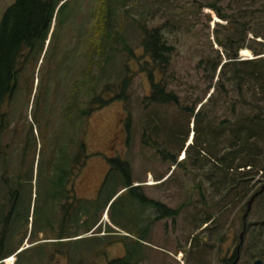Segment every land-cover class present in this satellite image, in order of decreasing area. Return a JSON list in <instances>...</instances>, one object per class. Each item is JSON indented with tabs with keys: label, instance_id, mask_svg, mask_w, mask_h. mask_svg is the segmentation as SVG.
Masks as SVG:
<instances>
[{
	"label": "rangeland",
	"instance_id": "obj_1",
	"mask_svg": "<svg viewBox=\"0 0 264 264\" xmlns=\"http://www.w3.org/2000/svg\"><path fill=\"white\" fill-rule=\"evenodd\" d=\"M141 1L139 0L140 3H137L135 0L136 3L134 2L133 6L128 3L126 8L118 10L117 14L118 23L121 26L120 32L135 55V59L128 56L127 60L129 66L127 72L130 78V85L126 91L128 97L125 100L111 102L89 118L87 131L83 138L88 159L84 166L77 170L76 176L74 174L73 194L76 201H82L83 207L87 204L91 208L90 200L96 198L110 171L108 159L120 158L130 166L133 186H141L147 198L165 204L175 214L166 215V219L154 222L150 226L149 214L152 213L150 208L144 207L142 210L136 199L131 198L124 189L111 199L106 209H104L105 205L98 206V214L101 217L99 231L88 234L93 239L81 241V243L87 244L89 252H93L99 247L95 248L90 242L100 240L104 242L108 239L110 244L105 247L104 245L100 246L103 249L99 253H83L81 254L82 259L81 256L76 257L73 260L74 263H72L73 261L69 263L64 254L54 253L52 257H42V260L38 256L31 257L36 259L37 264H81L80 261L83 264H107L112 259L125 256V246L130 245L138 257H143L140 264H224L226 259H230L235 254L236 250L239 251L236 264H253L256 260L253 258V254L258 251V247L254 244L250 247L248 241H245V245L241 246L239 236L244 227L243 207L249 197L263 185L264 178L258 174L247 188L238 187L237 195L229 193L226 196V191L216 192L209 182L207 184L204 179H201L202 173L209 172L206 167L202 168L201 172L195 168L191 169L190 171L193 173L190 175L191 178L187 179L186 174L181 175L179 169L182 168L181 166L173 167L169 159H161L160 153L166 152L167 148L164 146H167L169 151L174 153L176 162L183 160L184 150L192 145L188 143L193 141L191 137H193L194 118L187 129L189 135L184 140L180 134L184 129L186 130L185 121L178 119L176 134L172 125L176 116H183V110L172 105L153 106L147 100L151 93V85L147 74L141 71L145 59L142 58L141 36L138 26L132 23L138 20L148 30L162 29L168 46H172L171 64L163 75L158 71L154 80L164 82L167 79L170 82L168 90L178 96L184 107L187 106L190 109L193 107L192 102L202 97L209 84L211 61L206 66L207 72L203 71L202 66L208 61L207 59L216 56L215 51L220 56H223L224 53L223 49L216 44L215 39L217 36L221 38L226 33L220 26H228V21L219 18L216 11L207 5H213L226 15H230L236 10L239 11L237 15L244 10L251 11L250 18L256 21V24L253 22L252 26L254 29L264 32V9L262 7L264 0L253 1L252 6L249 1H241L242 3L239 4L240 0ZM95 4L96 0L72 1V6L79 7L76 11L78 15L72 13L74 16L63 28L61 38L65 39L63 40L64 44L58 45L55 54H61V51L69 48L71 42L77 40L78 34H84L83 31L90 24L87 21L88 12L94 8ZM141 12L144 13L139 16ZM243 17L247 19L246 16ZM244 18H242L243 21ZM247 38L254 39V35L249 32ZM255 40L261 39L256 38ZM120 45L118 44L114 62L112 61L113 63L107 68L106 74L111 75V78L106 84H109L112 92L104 94L105 99L114 98L120 93L119 82L125 75L121 72V67L124 68L122 64L126 58V54H122ZM70 55L74 57V55ZM253 58L251 52L246 50L245 55H241L239 52L237 59L251 60ZM40 60L41 58L34 67L28 69L27 75H23L25 78L22 79L20 76V87L14 96L11 108L6 109V125L1 141L4 153H11V189H15V176L20 173L22 189L20 208L22 210L23 207L22 211L29 209L30 217L34 215L37 208L40 210L41 206L48 210L49 203L43 201L44 182L48 183L43 176L46 160H49L51 153H61L56 149L58 144H68L69 146L73 136L78 139L82 129L81 125H72V121L68 122L65 119L63 108L68 101V94L72 90L71 82L75 80L76 73L65 70L55 74L59 81L64 79L60 81L61 83L59 82L58 88H56L55 98L57 97V99H55L46 93L43 69L37 72ZM247 92L251 95L253 90ZM211 94L203 103H206ZM257 98L248 96V101L255 105V102L258 101ZM38 100L40 109L36 112ZM154 111L160 114V123L156 122L159 130H155V125L151 123L145 132L147 126L145 118ZM45 125L48 126L46 135ZM28 128H32L33 134L30 141L26 143ZM142 140L150 141L152 146H144ZM196 151L197 149H188L189 154L197 155ZM74 152L76 150L72 151V153ZM166 154L168 153L166 152ZM82 161L80 153L79 157L74 159V164L79 167ZM17 169L18 171H16ZM73 170L75 171L74 167ZM238 171H242V169ZM244 171H247L246 168ZM2 173L3 171L0 169V177L3 175ZM161 175H165V177L156 181L155 177H161ZM180 176L185 182L178 185ZM198 185H202L201 189L196 188ZM3 186L2 190H4ZM115 186L108 183V189L109 187L113 189ZM201 193L204 196L203 199ZM4 195L6 194L3 191L0 207L6 214L9 211V197ZM188 198L192 199L191 205L187 203L189 202ZM184 203L189 205L183 208ZM215 203L216 205H214ZM217 203L220 205L218 206ZM259 206L251 217L247 218L245 226L253 225L264 214V206ZM202 209L205 214L211 215L212 220L208 224L197 223L199 220L192 219V215ZM48 211H50V206ZM104 212L105 215H103ZM196 217L199 218L198 214ZM59 218L58 211V221ZM29 220L31 222V218ZM69 228H71L70 225ZM1 229L2 225H0V234ZM19 229L20 232L17 234V239L15 238L13 241V247L18 245L24 236L22 224L19 225L16 232ZM31 229L32 226L29 225L22 240V249L29 247L31 242L44 240L43 232L40 231L31 240H28ZM45 231L49 232L46 229ZM123 237H126L124 242L121 239ZM77 244L79 243H74L73 248ZM47 249L53 252L52 248ZM62 250L64 251V249ZM74 252L76 251L74 250ZM30 255L28 252L26 257ZM11 257L3 260L2 264H17V257L14 256L13 259H10ZM21 261L23 263L18 264H30L28 260Z\"/></svg>",
	"mask_w": 264,
	"mask_h": 264
},
{
	"label": "trees",
	"instance_id": "obj_2",
	"mask_svg": "<svg viewBox=\"0 0 264 264\" xmlns=\"http://www.w3.org/2000/svg\"><path fill=\"white\" fill-rule=\"evenodd\" d=\"M72 1L74 0H0V158L1 153L5 152L1 141L6 125V109L11 108V103L20 87V76L22 79L25 78L23 75H27L28 69L34 67L41 58L37 72L43 69L45 77L44 88L47 89L46 93L54 98L59 82L64 80L61 79L59 81L55 74L65 70L76 73L75 80L71 82L72 90L68 94V101L63 108L65 119L68 122L72 121V125H81V133L78 139H75L74 136L70 139L69 146L68 144H58L56 148L63 157H65L66 153L69 155L73 150H76V152L72 153L73 167L75 169L74 178V174L84 166L88 159L83 138L87 131L89 118L111 102L125 100L128 97L126 91L130 85V78L127 72L129 70L127 60L129 57L135 59V55L120 32L121 26L118 23L117 14L118 10L121 11L124 7L126 8L128 3L133 6L135 0H96L94 8L88 12L87 21L90 24L83 31L84 34H78L77 40L71 42L68 49L61 51V54L57 55L55 53L58 45L65 40L61 38L63 28L74 16L72 13L78 15L76 11H78L77 8L79 7L72 6ZM155 1L158 2L160 0ZM163 1L161 0V2ZM241 1H249L250 6H252L253 1L259 0H240L239 4L242 3ZM136 2L140 3L139 0H136ZM170 6L174 7L173 5ZM207 6L215 10L219 18L228 21V26H220L226 33L221 38L217 36L215 39L216 44L223 49L224 53L223 56H220L215 51L216 56L212 59H207L208 61L202 66L203 71L207 72L206 66L211 61L209 84L202 97L192 102L193 107L190 109L187 106L184 107L178 96L168 90L170 82L167 79L165 81L162 79L164 82L154 80L158 71L163 75L171 64L170 52L172 46H168L162 29L154 28L148 30L138 20L132 24L138 26V32L141 36L142 58H145L141 71L147 74L151 85V93L147 100L153 106L172 105L183 110V116H176V119L172 121V125L176 134L178 119L185 121L186 130L184 129L182 134H180L184 140L189 135L187 129L194 118L193 141L191 147L189 145L184 150L185 158L176 162L174 153H171L168 147L164 146L167 148L166 152L168 154L166 152L160 153L161 159H169L173 167L175 165L181 166L182 168H179L181 175L183 174L184 176L186 174L187 179L191 178L190 175L193 173L190 171L191 169L195 168L201 172L202 168L206 167L209 172L207 174L202 173L203 177L201 179H204V182L207 184L209 182L212 189L216 192L226 191V196L229 193L237 195L238 187L247 188L258 174L264 178V32L256 30L252 26L253 22L256 24V21L250 18L251 11L244 10L237 15L239 11L236 10L230 15H226L211 4ZM262 7L264 9V4ZM143 13H139V16H142ZM243 16H246L247 19ZM242 18H244V21ZM249 32L254 35V39L247 38V33ZM256 38L261 40L256 41ZM118 44H121L122 54H126L122 64L124 68L121 67V72L125 75L122 81L119 82L120 85L118 83L120 93L114 98L105 99L104 94L112 92L109 84H106L111 75L109 76L106 72L107 68L114 62L113 59L117 53ZM244 49L250 51L254 58L251 60L237 59L238 53ZM70 54L74 55V57ZM248 90H253V93L249 95ZM210 93L212 94L206 103H203ZM248 96L258 97L255 105L248 101ZM39 109L40 103L38 100L36 112ZM145 121L147 124L145 132H147L151 123L155 125V130H159L156 122L159 121L160 123V114L154 111L145 118ZM47 127L45 125V135L48 134ZM32 134V128H28L26 143L30 141ZM81 139L82 142H80ZM142 143L146 147L152 146L150 141L142 140ZM189 148L197 149V155L189 154ZM80 153L83 161L79 167H76L74 159H77ZM24 155L26 156V153ZM108 165L110 171L96 198L90 200L91 208L87 204L83 207L81 205L82 201H76L73 194L72 204L68 205V209H71L68 215L71 228L67 227L66 222L67 205L64 202L61 207L58 206V211L62 214L63 219L60 220L59 218L57 222L56 234H51L50 221H44L39 208L34 211L32 217H30V210L26 211L24 209L22 216L19 215L15 219L11 217L10 219V224L14 222L16 225L20 221L19 223L22 224L24 229V236L21 238V242L13 247V241H15V238L17 239V234L20 232V229L16 232L20 224L16 225L15 228L14 225L9 226L7 221L3 219V208L0 207V225H2L0 264H2L3 260L13 255L17 257V264L23 263L21 260H28L30 264H37L36 259L31 256H38L42 260V257H52L54 253L58 255L64 254L67 261L71 263L76 257L81 256L82 259L81 254L83 253H99L103 249L100 246L103 247L102 245H104L105 247L110 244L108 239V241L105 240L107 242L101 240L90 242L95 248L99 247L93 252H89L87 244L81 243V241L93 239L88 234L90 232L94 233L100 226L101 217L98 214V206L105 205L104 209H106L107 204L121 190L125 189V193H129L131 198L136 199L142 210L144 207L151 209L152 204L148 202L142 187L133 186L134 181L131 177L129 164L120 158H110L108 159ZM245 168L247 171H244ZM60 169L59 165L60 173L57 177L59 205L61 196L65 197V193L61 189L62 176ZM240 169L242 171H238ZM233 170L234 172H232ZM165 175L156 176V181L162 180ZM11 181L9 180L10 187ZM183 182L185 180L180 176L177 184L180 185ZM108 183L116 186L113 189L112 187L108 189ZM3 184H5V180L1 175L0 199L3 193ZM201 186L198 185L196 188L201 189ZM259 191L260 189L253 194ZM191 193H188V195H191ZM201 198H204L202 193ZM188 200L189 202L187 203L191 205L192 199L188 198ZM187 203L183 204V208L189 205ZM259 205L264 206V189L253 202L247 218L251 217ZM243 211L245 213L246 204L243 207ZM172 214L175 213L173 211H169V213L159 212L158 220ZM197 214L199 218L196 217ZM149 219L151 220L150 226H152L155 221H152V218ZM192 219L199 220L197 223L203 222V224H208L212 220L211 215L205 214L203 209L194 213ZM29 225L32 226V229L28 240H31L39 231H42L44 233L43 239H52L56 242L40 243L18 252L22 247V240ZM245 225L243 227L244 235L241 246L245 241L249 242L250 247L253 244L256 245L258 251L253 254V258L261 259L264 263V214L253 225ZM45 229L49 232H46ZM245 235L246 238L244 239ZM121 239L123 242L126 241V237ZM74 243L79 244L73 248ZM6 248L7 250H4ZM47 248H52L53 252ZM125 250V256L112 259L107 264H140V260L143 257H138L130 245L125 246ZM28 252L31 255L26 257ZM236 256L235 251L233 258H236ZM80 263L83 264L82 261Z\"/></svg>",
	"mask_w": 264,
	"mask_h": 264
},
{
	"label": "flooded vegetation",
	"instance_id": "obj_3",
	"mask_svg": "<svg viewBox=\"0 0 264 264\" xmlns=\"http://www.w3.org/2000/svg\"><path fill=\"white\" fill-rule=\"evenodd\" d=\"M52 155V157H51ZM49 160H46V164H45V172H44V179L47 180V184H45L44 182V187H43V201H46L47 203H49L50 206V211L49 210V206L45 205L48 207V210H46L44 208V206H41V209L39 210L42 213V217L44 219L45 222H47L48 220L50 221V226H51V234H56L57 232V219H58V206H62L63 203L65 202V204L67 205V209H66V222H67V227L70 225V218H68V215L71 212V209H68V205L72 204V196H73V157L72 154L66 153L65 157H63V155L61 153H51ZM185 158V154L183 156L182 159ZM0 160L2 161L1 164V170L3 171V175L2 177H4L5 180V184L3 186L4 188V195L5 197L8 196V204H9V211L6 214H3V219L7 221V224L10 226L14 225V228L16 227V225H18V223H16V225L14 224V222L12 224H10L11 222V217H14V219L16 217H18L19 215L22 216V210L20 209V195L22 192L21 186H20V179H21V175L20 173H17V176H15V182H16V187L15 189H11L10 184H9V180L11 181L10 178V168H11V153H2ZM59 165H60V170H61V176H62V185H61V189L64 191L65 193V197L63 198V195L60 198V205H59V199L58 197V188L59 186L57 185V177L58 174L60 173L59 171ZM64 170V171H63ZM18 171V169L16 170ZM63 172V173H62ZM11 183V182H10ZM148 202H150L152 204L151 206V211L152 213L149 214V218L152 217V221H159L158 218V214L159 212H166L169 213L170 208L168 206H166L165 204H161L158 201H156L155 199H149L148 198ZM16 214H15V213ZM18 214V215H17ZM152 215V216H151ZM20 216V217H21ZM63 219L62 214L60 213V220ZM166 219V218H163ZM71 227V225H70ZM47 230V229H46ZM42 232V231H40ZM44 235V233H43ZM42 235V237H43ZM56 242L55 240L52 239H44L42 241L39 242H34L32 244H30L29 247L31 246H36L39 245L40 243H53ZM28 248V247H26ZM25 249V248H24ZM22 249V250H24ZM21 250V251H22ZM238 250H236V254L238 256ZM235 258H233V256L230 259H226L225 263L227 262H231L233 261ZM224 263V264H225Z\"/></svg>",
	"mask_w": 264,
	"mask_h": 264
},
{
	"label": "water",
	"instance_id": "obj_4",
	"mask_svg": "<svg viewBox=\"0 0 264 264\" xmlns=\"http://www.w3.org/2000/svg\"><path fill=\"white\" fill-rule=\"evenodd\" d=\"M263 189H264V185L261 186L260 191L258 193L253 194L252 197L247 201L246 211H245L243 218H242L244 225L246 224V219H247L249 212L251 211V206H252L253 202L255 201L257 196L263 191ZM243 235H244V230L241 232V234L239 236L240 245L242 244V241H243ZM21 250H22V248L19 249L18 252ZM237 262H238V256H236V258L233 261L227 262L225 264H236ZM253 264H264V263L261 259H256V260H254Z\"/></svg>",
	"mask_w": 264,
	"mask_h": 264
},
{
	"label": "built area",
	"instance_id": "obj_5",
	"mask_svg": "<svg viewBox=\"0 0 264 264\" xmlns=\"http://www.w3.org/2000/svg\"><path fill=\"white\" fill-rule=\"evenodd\" d=\"M241 55H245L246 54V50L245 51H240ZM251 58V56H249ZM14 256H12L10 259H13Z\"/></svg>",
	"mask_w": 264,
	"mask_h": 264
},
{
	"label": "bare ground",
	"instance_id": "obj_6",
	"mask_svg": "<svg viewBox=\"0 0 264 264\" xmlns=\"http://www.w3.org/2000/svg\"><path fill=\"white\" fill-rule=\"evenodd\" d=\"M192 138V137H191ZM188 144H191V142H189ZM104 215H105V212H104Z\"/></svg>",
	"mask_w": 264,
	"mask_h": 264
}]
</instances>
